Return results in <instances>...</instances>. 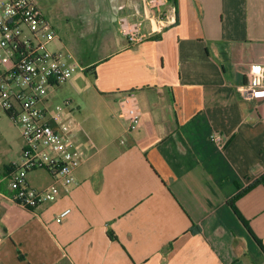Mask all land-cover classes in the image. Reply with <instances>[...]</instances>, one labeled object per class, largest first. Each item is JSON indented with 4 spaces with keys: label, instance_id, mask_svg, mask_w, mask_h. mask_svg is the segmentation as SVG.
Here are the masks:
<instances>
[{
    "label": "crops",
    "instance_id": "obj_1",
    "mask_svg": "<svg viewBox=\"0 0 264 264\" xmlns=\"http://www.w3.org/2000/svg\"><path fill=\"white\" fill-rule=\"evenodd\" d=\"M32 1L53 50L73 57L50 104L71 101L64 125L52 122L81 163L34 210L0 183V264H264V183L229 203L264 175V99L241 95L264 64V0H167L169 22L144 21L133 46L119 19L147 14L145 0ZM125 92L142 112L131 132ZM38 171L30 187L53 184L29 177Z\"/></svg>",
    "mask_w": 264,
    "mask_h": 264
},
{
    "label": "built area",
    "instance_id": "obj_2",
    "mask_svg": "<svg viewBox=\"0 0 264 264\" xmlns=\"http://www.w3.org/2000/svg\"><path fill=\"white\" fill-rule=\"evenodd\" d=\"M167 0H145L144 14L130 20L121 16V34L131 46L145 39L144 21L156 22L159 32L169 22L164 7ZM55 32L43 19L32 0H0V107L17 127L23 142L18 162H12L0 183L5 182L9 198L24 209L34 210L43 203L54 202L59 185L73 183L74 172L81 161L73 142L54 124L53 114L60 106L50 99L57 88L71 76V54L50 48ZM241 95L249 100L264 99V64H252L246 75ZM63 106H70L66 99ZM119 116L127 122L129 132L142 122L139 103L132 92L122 93L118 100ZM211 140L221 145V136L212 133ZM43 170L51 175L53 184L35 189L27 183V174ZM64 209L55 217L60 222L69 215Z\"/></svg>",
    "mask_w": 264,
    "mask_h": 264
},
{
    "label": "rangeland",
    "instance_id": "obj_3",
    "mask_svg": "<svg viewBox=\"0 0 264 264\" xmlns=\"http://www.w3.org/2000/svg\"><path fill=\"white\" fill-rule=\"evenodd\" d=\"M50 48H56L55 42H52L50 44ZM53 103L55 106H60V109L54 112L53 120L58 126L62 127L65 122V120H63V117H65L67 113H69V111L73 112L74 109L72 107L68 109V106H63L62 101L59 97H57ZM18 141H21V144H23L17 127L0 107V166L5 165L8 161H19L20 154L17 156L19 148ZM29 177L34 180L38 178V180H35L38 183H41L46 180V175L42 170H39L34 174H30Z\"/></svg>",
    "mask_w": 264,
    "mask_h": 264
},
{
    "label": "trees",
    "instance_id": "obj_4",
    "mask_svg": "<svg viewBox=\"0 0 264 264\" xmlns=\"http://www.w3.org/2000/svg\"><path fill=\"white\" fill-rule=\"evenodd\" d=\"M260 183H264V175L260 178V179H257L256 181H254L253 183H251L246 189L245 191H241L240 193H238L236 196H234L230 201L229 203H232L234 202L237 198H239L244 192L248 191L249 189H251L252 187L260 184Z\"/></svg>",
    "mask_w": 264,
    "mask_h": 264
}]
</instances>
